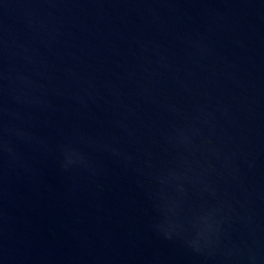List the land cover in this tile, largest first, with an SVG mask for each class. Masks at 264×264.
<instances>
[{
    "label": "water",
    "instance_id": "95a60500",
    "mask_svg": "<svg viewBox=\"0 0 264 264\" xmlns=\"http://www.w3.org/2000/svg\"><path fill=\"white\" fill-rule=\"evenodd\" d=\"M0 264H264V0H0Z\"/></svg>",
    "mask_w": 264,
    "mask_h": 264
}]
</instances>
